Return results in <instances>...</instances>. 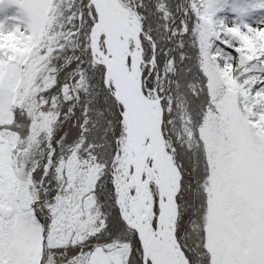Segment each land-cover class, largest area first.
<instances>
[{
  "label": "snow or ice",
  "instance_id": "1",
  "mask_svg": "<svg viewBox=\"0 0 264 264\" xmlns=\"http://www.w3.org/2000/svg\"><path fill=\"white\" fill-rule=\"evenodd\" d=\"M0 264H264V0H0Z\"/></svg>",
  "mask_w": 264,
  "mask_h": 264
}]
</instances>
